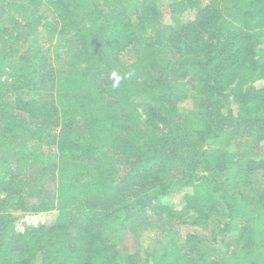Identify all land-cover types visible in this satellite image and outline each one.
Listing matches in <instances>:
<instances>
[{"label": "trees", "instance_id": "trees-1", "mask_svg": "<svg viewBox=\"0 0 264 264\" xmlns=\"http://www.w3.org/2000/svg\"><path fill=\"white\" fill-rule=\"evenodd\" d=\"M161 1L0 0V264H264V0Z\"/></svg>", "mask_w": 264, "mask_h": 264}, {"label": "rangeland", "instance_id": "rangeland-1", "mask_svg": "<svg viewBox=\"0 0 264 264\" xmlns=\"http://www.w3.org/2000/svg\"><path fill=\"white\" fill-rule=\"evenodd\" d=\"M173 0H162L161 1V6L162 8L164 9V14L166 16L165 18V22L167 24H170L171 23V16H172V9H171V2ZM50 18H52V16H49ZM3 92V91H1ZM199 111L198 109V106L194 103L193 100L191 99H187L186 101H184V103L181 104L180 106V112L183 113V114H186V115H189L190 117H192V119L194 121H197L198 118H197V112ZM240 143V144H239ZM237 146H240V148L242 150H245L246 149V146L244 143H242L241 141H238L234 144V148H236ZM260 151L262 153H264V147H262L260 149ZM169 199L175 203V206L176 208H180L181 206V203L183 202V198H182V194L181 193H173L170 195ZM46 217H47V214L45 213H42V212H39V213H28L23 219H21L16 225H17V228L21 229L22 231L25 230L27 227H38L41 223H43L45 220H46ZM151 220L153 222H155V216L152 214L151 216ZM157 224V222H156ZM193 230H199L201 231L200 228L198 227H192ZM188 228L186 226L183 227L182 229V237H185V233L187 232ZM148 231V230H147ZM202 232L204 233L205 237L209 236L211 234V231L210 229L208 230H202ZM153 236V233L152 232H147L146 235H145V232L142 231L141 233V236L138 237L136 240H140V241H143L142 243V246L143 247H151V246H156L157 244V240L153 243H150L151 240V237ZM151 239V240H150ZM135 244V238L134 236H128L125 240V247L126 249L130 248V247H133Z\"/></svg>", "mask_w": 264, "mask_h": 264}, {"label": "clouds", "instance_id": "clouds-1", "mask_svg": "<svg viewBox=\"0 0 264 264\" xmlns=\"http://www.w3.org/2000/svg\"><path fill=\"white\" fill-rule=\"evenodd\" d=\"M112 76L114 78V84H113V86L116 87L119 84L120 77L115 72L112 73Z\"/></svg>", "mask_w": 264, "mask_h": 264}]
</instances>
